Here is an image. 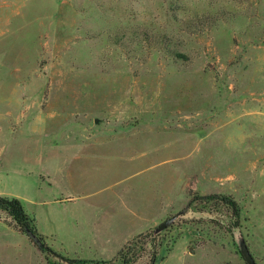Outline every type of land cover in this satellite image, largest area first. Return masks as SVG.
<instances>
[{"label":"rangeland","instance_id":"1","mask_svg":"<svg viewBox=\"0 0 264 264\" xmlns=\"http://www.w3.org/2000/svg\"><path fill=\"white\" fill-rule=\"evenodd\" d=\"M0 196L68 258L264 264V0H0ZM0 264H46L3 212Z\"/></svg>","mask_w":264,"mask_h":264},{"label":"trees","instance_id":"2","mask_svg":"<svg viewBox=\"0 0 264 264\" xmlns=\"http://www.w3.org/2000/svg\"><path fill=\"white\" fill-rule=\"evenodd\" d=\"M216 201L226 206L232 213V217L237 224L239 220V209L235 201L230 196L219 195V196H201L194 197L189 204H193L194 201ZM0 212H3L11 219L14 227L21 233L25 234L35 247L45 256L46 264H113V261L103 260H82L65 257L52 248L47 246L41 235L38 234L37 230L33 226L32 219L25 213L21 202L17 198H9L0 196ZM133 242V241H132ZM134 244H124L120 250L116 253L115 258L120 259L122 263L128 264L134 258L136 246ZM154 261V259H153Z\"/></svg>","mask_w":264,"mask_h":264},{"label":"water","instance_id":"3","mask_svg":"<svg viewBox=\"0 0 264 264\" xmlns=\"http://www.w3.org/2000/svg\"><path fill=\"white\" fill-rule=\"evenodd\" d=\"M176 218L177 217H172V218L164 221L163 223H161L154 230V234L156 235V234L164 231L167 227H169L175 221ZM236 243H237L238 251H239L241 257L243 258L245 264H256L253 256L250 253L248 245H247L245 239L242 237V235L238 234V236L236 238Z\"/></svg>","mask_w":264,"mask_h":264},{"label":"crops","instance_id":"4","mask_svg":"<svg viewBox=\"0 0 264 264\" xmlns=\"http://www.w3.org/2000/svg\"><path fill=\"white\" fill-rule=\"evenodd\" d=\"M152 220V218L151 219H149V220H145V221H143L142 223H144V226L145 225H148L149 223H150V221ZM95 225H97V227H99L98 226V223H96ZM98 229V228H97ZM97 229L95 228V232L94 233H96V235H99V233L97 232ZM113 234H114V231H110V233L109 234H104V235H99L100 237L102 236V237H112L113 236ZM132 236V234L130 233L128 236H126V237H131ZM124 239H127V238H124ZM124 239H122L121 241H124Z\"/></svg>","mask_w":264,"mask_h":264}]
</instances>
